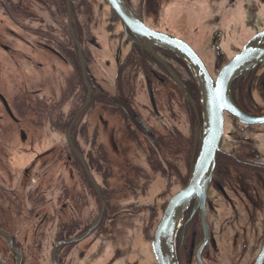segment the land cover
Returning a JSON list of instances; mask_svg holds the SVG:
<instances>
[{
    "label": "flooded vegetation",
    "instance_id": "af4514ba",
    "mask_svg": "<svg viewBox=\"0 0 264 264\" xmlns=\"http://www.w3.org/2000/svg\"><path fill=\"white\" fill-rule=\"evenodd\" d=\"M122 1L187 43L212 79L264 30V0ZM169 16L178 30L161 27ZM229 90L244 117L223 113L177 264H254L264 246V56ZM203 128L191 62L107 0H0V264H157L153 230L190 181Z\"/></svg>",
    "mask_w": 264,
    "mask_h": 264
},
{
    "label": "water",
    "instance_id": "95a60500",
    "mask_svg": "<svg viewBox=\"0 0 264 264\" xmlns=\"http://www.w3.org/2000/svg\"><path fill=\"white\" fill-rule=\"evenodd\" d=\"M107 1L119 19L136 34L143 39L161 44L189 60L199 79L204 125L200 153L188 185L169 199L151 239V249L157 264H177L174 238L182 211L194 196L198 197L200 205L203 203L210 179V168L214 163L215 152L223 131L224 111L227 110L239 118L244 117L230 97L229 86L234 77L264 56V48L258 46L264 39V30L249 40L243 49L221 68L216 79H212L197 54L187 43L169 34L148 28L122 0ZM263 257L264 246L254 264H262Z\"/></svg>",
    "mask_w": 264,
    "mask_h": 264
},
{
    "label": "rangeland",
    "instance_id": "374dc122",
    "mask_svg": "<svg viewBox=\"0 0 264 264\" xmlns=\"http://www.w3.org/2000/svg\"><path fill=\"white\" fill-rule=\"evenodd\" d=\"M203 6H204V11H203V16L204 17H206L207 15V13L208 12H212V9L213 8H210V7H206V4L205 3H203ZM177 9V7H173L172 6V9ZM170 8H168V10H169ZM169 12L170 11H168L167 13L169 14ZM164 19V21L165 22H163V23H161V27L164 29L165 27H166V30H170V29H175L174 28V26H176V28H177V30H178V27L177 26H180L179 24H178V22H177V20H175L173 17H171V16H169V19L168 18H166V17H164L163 18ZM170 24H173L174 26H170ZM264 24V23H263ZM264 26V25H263ZM179 31H181V32H183V33H185V34H187L188 36H189V38H191V40H192V43L196 46V47H198V45L199 46H201V45H203L201 42H204L205 43V40H206V38H201L200 39V37H198V35L197 34H193V31L191 30V29H189V28H185V29H183L182 27L179 29ZM186 31V32H185Z\"/></svg>",
    "mask_w": 264,
    "mask_h": 264
}]
</instances>
